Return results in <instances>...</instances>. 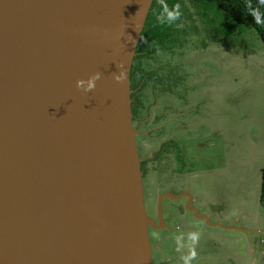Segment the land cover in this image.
I'll list each match as a JSON object with an SVG mask.
<instances>
[{"label":"water","instance_id":"obj_1","mask_svg":"<svg viewBox=\"0 0 264 264\" xmlns=\"http://www.w3.org/2000/svg\"><path fill=\"white\" fill-rule=\"evenodd\" d=\"M151 3L0 0V264H153L130 97Z\"/></svg>","mask_w":264,"mask_h":264},{"label":"rangeland","instance_id":"obj_2","mask_svg":"<svg viewBox=\"0 0 264 264\" xmlns=\"http://www.w3.org/2000/svg\"><path fill=\"white\" fill-rule=\"evenodd\" d=\"M176 2L181 16L163 28L166 33L154 44L157 61L152 65V57H148L145 71L150 72L151 67L166 70L170 57L182 59L183 53H177L176 46L187 47L183 60L188 75L176 87L185 93L183 104L189 118V132L185 135L190 137L186 168L190 173L183 176L180 193L186 192L190 197L183 194L171 200L183 207L182 213L168 205L170 201L167 205L166 201L163 203L162 219L168 229L158 230L156 240L166 249L172 240L169 231L178 237L177 228L187 223L192 212L196 216L190 209L196 207L198 215L207 213L211 221L215 218L216 226H224L234 217L236 226L254 230L252 233L234 230L238 232L237 238L254 239L250 242L253 250L242 253L234 245L221 249L213 232L223 230L208 227L207 241L212 244L208 253L215 257L208 264H264V210L259 203L260 169L264 164V46L252 28L240 31L230 28L216 5L194 0ZM178 24L182 27H177ZM162 96L159 90L152 92L155 105ZM175 105L182 103L175 100ZM168 129L166 126L163 131L168 134ZM139 139L137 135V145ZM169 178L162 176L157 180L166 187ZM145 186L150 189L145 196L146 211L153 216L156 195L151 190L152 183ZM176 188L168 187L167 191L174 193ZM151 241L154 243L155 238ZM157 252L154 248V259Z\"/></svg>","mask_w":264,"mask_h":264},{"label":"crops","instance_id":"obj_3","mask_svg":"<svg viewBox=\"0 0 264 264\" xmlns=\"http://www.w3.org/2000/svg\"><path fill=\"white\" fill-rule=\"evenodd\" d=\"M176 48L177 53H183L181 55L182 59L180 58V56H172L169 58L170 62L172 61L173 64L170 70H163L164 72L157 74V76L151 74L148 77H144V80L141 81L139 86L137 85L136 89L133 90V100H135V102L137 103L136 105H138V107L140 108V112H142L143 110L145 111L148 106L151 107L154 122V124L153 122L150 124L151 127H153L151 128V131L154 132V135L156 134V141L159 142L160 147L163 149L162 155L168 156V153L171 154V156L169 157L171 164L170 169L173 174L171 180L173 182H183V172L181 171H184L185 164L182 154L184 148H187L188 142L190 140V137H186L185 135V133L189 132V118H187L188 115H186L187 113H185L184 110L185 104H183L185 93L183 91H180L176 87V83L181 81L184 82L188 75L187 72L185 73V63L183 60V58H185L184 52L187 47H185V45H177ZM222 48H224V46ZM156 50L157 49L152 50V52ZM169 50L171 49H168V51ZM172 53H174V51H172ZM146 59L147 57L141 55V58L139 59L141 67L145 65ZM155 88L156 90H159L161 92V95H163L159 103H157L156 105V102L154 103L151 97L152 92L155 90ZM170 88L172 89V93ZM175 100H179L182 105L176 107ZM166 126L169 127L168 134H166V131H163L164 127ZM173 136H175L178 140V144H176V146H174L173 144L171 145L169 142V138ZM153 145L155 144H152L150 139L143 141L142 150L144 154L146 155L149 151L151 152L148 157L149 159L152 156ZM177 151H179V154L175 157ZM181 164L183 165L182 169H180ZM188 165L189 164H186V167H188ZM153 175L154 171H152L151 162L149 165H147V167L142 169L143 187L146 184L148 185V183L151 184L153 182ZM144 180H146V184L144 183ZM170 185L171 184L168 182V186ZM173 186L176 185L173 183ZM177 211L179 213L183 212L180 209H178ZM194 213L196 216L194 217L193 214H191L189 219H187L186 221L187 223H184V225L179 228L180 235L178 237L181 238V240L179 241V250L177 245V237L171 235L172 240L170 241V244L167 243L166 249H163L161 248L162 246H160L157 248L158 252L155 259L152 255L153 264H183V260L181 259V257L187 255L190 248L195 249V257L191 260L190 264H208V261H212L215 258L212 253H208V251H210L212 247V244H208L207 241V234L209 230L208 227H218L219 229L223 230L222 233L213 232L217 236V243L221 249H223L224 246L233 247L234 245V248H237V252L239 247L242 250V253H245V250H247L246 252H250L253 250V248L251 249L250 247V242H254V239L251 237V239L249 240L248 237L246 238V236L245 238H237L236 234H238V232H235L234 230L242 231L243 233H252V231L254 230L246 226L244 228L236 226V224L234 223V217H230V221L225 223L224 226L220 227L218 225L216 226V223H218V221L215 218L213 219V221L209 219V214L202 213V215H197L199 213L197 208ZM236 213H238V211ZM227 231H229V237H226L225 233L228 234ZM193 232L198 233V238L194 244L188 238V234ZM213 233L211 234L212 236ZM157 235L159 236V234ZM158 242L159 241H157V244Z\"/></svg>","mask_w":264,"mask_h":264},{"label":"flooded vegetation","instance_id":"obj_4","mask_svg":"<svg viewBox=\"0 0 264 264\" xmlns=\"http://www.w3.org/2000/svg\"><path fill=\"white\" fill-rule=\"evenodd\" d=\"M155 54H153L152 51H150V53H148V52L147 53H144V52L143 53L142 52L137 53L136 56H139V57L136 58V61L141 58V55H143L144 57H147L146 63L148 62V59H149L148 57H150V59L152 57V62H153L152 65H154L156 63V61H157V58H156ZM146 63H145V65L143 67L140 66L141 63L139 61L137 63L140 69L136 70L135 73H136V76L139 79V84L141 83V81L144 80V77H148L151 74H153L154 76H157V74L164 72L163 71L164 69H157L156 67H151L150 68V72H147V71H145ZM172 65L173 64H172V61H171L170 62V66H168L167 69L170 70ZM137 73H139V74H137ZM136 76H135V78L137 79ZM139 84H138V86H139ZM136 87L133 88V90H135ZM155 90H156V88H155ZM171 93H172V89H171ZM155 102L156 101L154 100V103ZM136 106L138 107V105H136ZM141 113L143 115L142 117L138 118L137 114H136L133 117V119H132L133 127L137 130V132H138L137 135L140 136L139 144L137 145L138 153H139V156L141 158V160H140V168L142 170L143 168L147 167V165H149L152 162V171H154V175H153V182H152V186H151L152 189L151 190L153 192H155V195H156L155 196V212H154V215L151 216L148 213L147 214L156 222V224L159 227H162V228H154V227H151V226L148 227V237H149L150 243H152L151 240L155 238V242L151 244L153 246V249H154V248H158V247L161 246V244H159V242L157 244V240H156L157 239L158 230L162 231V230L168 229L166 223L162 219V205H163V203L166 201V205H167L169 203V201H170V204H168V205H170L172 208H176L177 210L178 209L181 210V209H183V207H180V205L173 204V202L171 200L178 199L179 197L183 196V194L184 195L185 194L188 195V193H186V192L185 193H180V192L183 191V184H181V183H183L182 181L173 182L171 180L172 176H173L172 171L170 169L171 168V164H170V158L169 157L171 156V154L168 153V156L162 155L163 154V149L160 147L159 142L156 141V136H155L156 134L154 135V132L151 131V128H153L150 125L153 122V114H152V111H151V107L148 106L147 109H145V111L143 110ZM138 116H140V115H138ZM153 124H154V122H153ZM149 139L151 140L152 144H155L152 147V156L150 157V159L148 158L149 155L151 154L150 151L145 155L143 150H142V152L140 150V148H142L143 141L144 140H149ZM169 142H170L171 145L173 144L174 146H176V144H178V140H177V138L175 136L170 137L169 138ZM187 150H188V145H187V148H184V151H183V154H182V157L184 158V164H185L184 171H181V172H183V176L185 175V173H189V172H186V168L189 167V165H188V167H186V164H188ZM178 154H179V151H177L175 157L178 156ZM162 176H165L166 179L168 177H170L167 180L166 187H162V185H161L162 182L157 180L158 177H162ZM169 180H171V181H169ZM168 182L171 184L170 186H168ZM173 183L177 186L176 189H178V190L175 191L174 193H170L169 191H167V188L168 187L172 188ZM149 191H150V189H148V187H145V186L143 187L145 209H146L145 196H146L147 193H149ZM188 196L190 197V195H188ZM156 199H157V202H156ZM190 209L191 210L192 209H196V207H192ZM159 216L162 219L161 223L158 220ZM179 228L180 227H178L177 229H179ZM169 233L170 234H168V235L171 236L173 232L169 231Z\"/></svg>","mask_w":264,"mask_h":264},{"label":"trees","instance_id":"obj_5","mask_svg":"<svg viewBox=\"0 0 264 264\" xmlns=\"http://www.w3.org/2000/svg\"><path fill=\"white\" fill-rule=\"evenodd\" d=\"M198 3L205 4H214L220 10L221 13H224L225 19L229 22L230 28L237 29L238 31L243 30L245 28H252L255 33L260 38L263 46H264V24H256L253 20L252 15L250 14L251 9L259 8L261 13H264V5L260 4V0H194ZM167 5L169 9H172L174 5L177 4L176 0H152L150 5V9L147 13V16L144 21V26L142 28L139 40L135 49V56L133 57V61L130 69V88L131 94V112L132 119L137 114V117H142V113L140 112V108L136 106L135 100H133V88H135L139 84V79L136 76V70L140 69L138 66V61L136 58L137 53L144 52L150 53L151 50L157 49L154 44L157 42L159 38L165 34L163 28H165L168 23H160L157 21V15L163 13V5ZM251 5V8L248 5ZM232 30L231 33H233ZM142 44V45H141ZM140 47V48H139ZM135 59V62H134ZM140 71V70H139ZM139 74V73H137ZM137 77V79L135 78ZM140 76V75H139ZM141 77V76H140ZM140 115V116H138ZM133 123V121H132ZM261 181H260V190H259V203L262 205L264 210V164L260 169Z\"/></svg>","mask_w":264,"mask_h":264},{"label":"clouds","instance_id":"obj_6","mask_svg":"<svg viewBox=\"0 0 264 264\" xmlns=\"http://www.w3.org/2000/svg\"><path fill=\"white\" fill-rule=\"evenodd\" d=\"M260 4L264 5V0H260ZM249 8H251V5H248ZM250 14L253 17V20L256 24H264V13H261L259 8H254L251 9ZM181 16V11H180V6L179 4H176L173 6L172 9H169L168 6L165 4L163 5V13L157 15L156 19L158 22L164 24V23H172L173 21H176L180 18ZM177 27H182V25L178 24ZM98 78V74H95L92 78H89L87 81V89H92L95 87L94 80ZM117 81H119L122 78L121 76H116L114 77ZM84 81L82 80H77L76 81V87L79 88L80 85H82ZM188 238L193 242V244L196 242L198 238V233H189ZM181 240L180 237H177V245H178V250H179V241ZM195 257V249L190 248L189 252L187 255L181 257L183 260V264H190L191 260Z\"/></svg>","mask_w":264,"mask_h":264}]
</instances>
